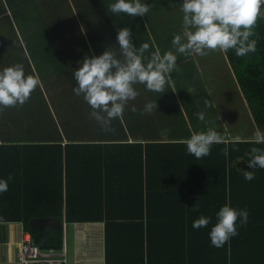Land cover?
Masks as SVG:
<instances>
[{
	"label": "trees",
	"instance_id": "trees-1",
	"mask_svg": "<svg viewBox=\"0 0 264 264\" xmlns=\"http://www.w3.org/2000/svg\"><path fill=\"white\" fill-rule=\"evenodd\" d=\"M157 1L142 0L153 9L133 18L108 11L116 0H4L0 67L28 63L10 48L16 37L23 55L25 48L38 52L43 86L19 106L21 113L8 110L0 118V179L13 177L0 194L2 222H20L37 246L56 250L63 245V222H102L104 264H264V168L250 166L251 149L264 150V144L232 139L197 160L181 142L191 135L179 130L171 87L155 93L135 85L140 95L128 102L122 119L112 121L111 132L89 118L92 109L73 93L72 73L85 57L109 50L121 58L120 29H131L136 47L149 43L146 55L156 50L146 23L157 5L161 9ZM255 32L256 53L223 54L235 91L255 128L264 131V19ZM152 101L157 110L141 114ZM247 171L255 176L250 182ZM195 204L199 211L192 210ZM225 204L246 208L249 217L246 226L237 221L239 235L218 249L209 232ZM201 215L211 222L195 230L192 223ZM34 217H55L60 227L32 230L28 221Z\"/></svg>",
	"mask_w": 264,
	"mask_h": 264
},
{
	"label": "clouds",
	"instance_id": "clouds-1",
	"mask_svg": "<svg viewBox=\"0 0 264 264\" xmlns=\"http://www.w3.org/2000/svg\"><path fill=\"white\" fill-rule=\"evenodd\" d=\"M264 0H183L180 5L182 16V34L173 36L171 44L175 50L161 54L159 49L149 55L150 44L145 42L136 47L132 43V32L128 27L118 31L116 40L119 44L121 58L113 51L105 50L100 56L85 57L78 70L72 75L76 82L73 93L83 96V100L92 111L90 119H94L106 132L114 131L112 121L122 119L128 102L135 100L140 93L135 85H144L150 92L165 93L166 85L174 88L175 82L170 74L178 69V54L184 56H206L210 51L219 50L227 54L233 50L237 57H244L258 51L259 36L255 32L258 19H264L261 6ZM142 0H116L108 6L114 15L127 14L129 17H144L151 10ZM255 37V38H254ZM38 75H25L24 66L15 64L0 70V112L5 109L23 106L31 94L42 87ZM211 102L205 101L206 106ZM133 112L136 108L133 106ZM157 110L156 101L145 105L141 114ZM199 121L205 120L204 112L195 114ZM187 147V154L197 160L211 154L213 145L226 143L224 137L212 128L193 132L190 138L181 141ZM234 143L241 142L239 136ZM252 143L264 144V131L256 129ZM228 156V148L223 149ZM250 166L264 168V150L252 148ZM246 181H252L254 173L244 174ZM13 177L0 179V194L8 191L9 181ZM193 211H199L198 204ZM249 211L237 209L229 204L222 206L216 214V224L209 232L211 246L222 248L230 240L239 235L237 221L241 226L248 223ZM0 217V222H2ZM210 217L201 215L193 221L195 230L207 227Z\"/></svg>",
	"mask_w": 264,
	"mask_h": 264
},
{
	"label": "rangeland",
	"instance_id": "rangeland-1",
	"mask_svg": "<svg viewBox=\"0 0 264 264\" xmlns=\"http://www.w3.org/2000/svg\"><path fill=\"white\" fill-rule=\"evenodd\" d=\"M157 2L161 5V9L160 6L157 5L153 10L152 16L149 17L151 24L146 20V29L151 37L156 38L154 40H156L155 43L158 49L171 48V50L175 51L172 48L171 41L174 35L182 34L183 13L180 10V5H182L183 0H158ZM3 4H5L4 0H0V13L4 8ZM151 9H153V5ZM2 25H4V20L0 19V27ZM20 38L22 40L21 35ZM14 41L15 45L10 46V48L17 49L16 56L22 61L28 59V63L25 62L26 64H24L25 75L40 74V61L38 60V57L40 58V56H38V52L36 50L25 48L26 51L23 55L18 49L19 43L16 41V37ZM24 44L27 45L26 41H24ZM207 52L208 54L206 56L201 57L198 55L187 57L183 55L177 57V60L188 58V61L184 66H179V73L181 72L183 75L180 82L174 77V72L170 74L171 77H174V82L180 83L182 86L177 87L180 99L182 100V95L187 93L188 95H191L192 98L200 100V104L197 103L196 107L198 108L199 105L202 109L201 111L205 113L206 123L209 122V127L212 129L219 126L222 131L229 132L232 136H239L240 130H244L245 132L250 131V125L246 122V117L244 116L246 105L243 104V100L242 104L240 103L238 92L235 91L234 82L232 80L233 77L230 75V72L232 71L226 64L224 54L219 50H208ZM199 58L209 60L210 64H201V66L198 67L197 65L199 61L197 62V60H199ZM4 67L1 66L0 69L3 70ZM171 91L173 93L172 88ZM206 100L211 102L210 106L205 105ZM8 110H10L12 114H17L18 111L20 113L22 112L19 110V106L8 108L0 112V118H7ZM229 111L232 112L231 115L227 114ZM212 122L213 124H211ZM200 124L201 121L198 120L196 125L198 126Z\"/></svg>",
	"mask_w": 264,
	"mask_h": 264
},
{
	"label": "crops",
	"instance_id": "crops-1",
	"mask_svg": "<svg viewBox=\"0 0 264 264\" xmlns=\"http://www.w3.org/2000/svg\"><path fill=\"white\" fill-rule=\"evenodd\" d=\"M162 49H159L161 54H163L168 50H171V48L169 49L162 48ZM178 56H183V55L178 54ZM187 59L177 60V65L184 66V64L188 61ZM198 61H199L197 65L198 67H200L201 64H210L209 60H203L199 58L197 62ZM226 64L227 66H229L227 60H226ZM174 77L177 78L178 82H180V79L183 78L181 72L179 73V67L176 71H174ZM174 77L171 78L173 79ZM175 87L174 88L171 87V88L173 90V95L175 96V100L179 106V130L184 132V130L188 129L191 135L193 132L204 131L210 128L209 127L210 123L209 122L206 123V120H204L205 122H201L200 125L198 126L196 125L198 120L195 114L197 112H203L201 111L202 109L199 107V105L198 108L196 107L197 103L200 104V100H196L192 98V96L188 95L187 93H185V95H182L183 99L181 100L178 94L177 87H182V86L180 83L175 82ZM238 98L240 99L241 104L243 100L244 102L243 104L246 105V102L243 99L240 92H238ZM245 109L246 112L244 113V116L246 117V122L250 125L251 129L250 131H246V132L244 130H240L239 137L241 139L252 138L254 132L256 131V128L252 121L247 105L245 106ZM227 114L231 115L232 112L229 111ZM229 119H233V118H229ZM183 122H185L186 126L182 124ZM211 124H213V122ZM214 130L219 132L224 137L226 142L237 137V136H232L231 134H229V132L222 131L219 128V126L216 127ZM168 131H169L168 127H165L164 132H168ZM62 226H63V243L66 251V264H104V224L102 222H84V223L63 222ZM23 232H24L23 225L20 222H16V221L0 222V264H15L16 250L18 243L21 241Z\"/></svg>",
	"mask_w": 264,
	"mask_h": 264
},
{
	"label": "built area",
	"instance_id": "built-area-1",
	"mask_svg": "<svg viewBox=\"0 0 264 264\" xmlns=\"http://www.w3.org/2000/svg\"><path fill=\"white\" fill-rule=\"evenodd\" d=\"M15 264H66L64 243L60 249H41L28 232H23L16 250Z\"/></svg>",
	"mask_w": 264,
	"mask_h": 264
},
{
	"label": "water",
	"instance_id": "water-1",
	"mask_svg": "<svg viewBox=\"0 0 264 264\" xmlns=\"http://www.w3.org/2000/svg\"><path fill=\"white\" fill-rule=\"evenodd\" d=\"M238 160L241 161V158ZM243 166L248 167L245 162H243ZM28 226L32 230H40L44 226L56 230L60 227V222L55 217H34L28 221Z\"/></svg>",
	"mask_w": 264,
	"mask_h": 264
}]
</instances>
